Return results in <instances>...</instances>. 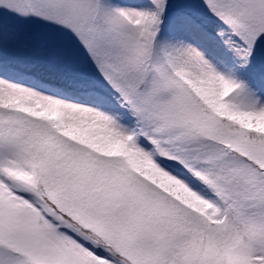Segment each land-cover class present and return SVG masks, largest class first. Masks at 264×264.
Masks as SVG:
<instances>
[{
  "label": "rangeland",
  "instance_id": "1",
  "mask_svg": "<svg viewBox=\"0 0 264 264\" xmlns=\"http://www.w3.org/2000/svg\"><path fill=\"white\" fill-rule=\"evenodd\" d=\"M148 1L0 0V62L89 80L140 131L0 79V264H264V0ZM182 12L248 82L173 43Z\"/></svg>",
  "mask_w": 264,
  "mask_h": 264
},
{
  "label": "bare ground",
  "instance_id": "2",
  "mask_svg": "<svg viewBox=\"0 0 264 264\" xmlns=\"http://www.w3.org/2000/svg\"><path fill=\"white\" fill-rule=\"evenodd\" d=\"M132 4H134V3H132ZM134 5H136V4H134ZM136 7H138V6L136 5ZM145 13H144L143 16H141L142 19H144ZM147 13L150 14V11H147ZM176 19L178 21H180L181 23H183L184 25H188V22H186L184 20H181L180 18H177V16H175L174 18L171 19V23L169 25V28L171 26H174L173 21H175ZM175 26H176V24H175ZM189 27H190V29L186 28V26L184 27L183 30L182 29L181 30L178 29V30L172 32V35L174 36V38L180 37L181 40L183 42H185V44L186 43H190L192 45H195L197 43L198 44H203L204 43L206 45V43L208 41L212 40L210 38V36H212V34L210 32L209 33L211 35H208L207 34L208 32H202L201 33L194 26L193 27L189 26ZM220 37H222V36H220ZM213 39L216 42L217 46H220L219 50L221 51V53L223 55V58H225V60H226V62L222 61L223 63H219L220 65H217V64L215 65L214 64L215 65V69L220 72V71H222V67L225 68V64H226V68L227 69L238 70L241 67V62H240V59L238 57H236V51L234 52L235 57L233 58V56H231V54L228 52L226 47H224L222 44L220 45L218 43L219 39L217 37H213ZM210 43H213V42L211 41ZM3 65H5V64L0 62V69L4 70L6 72H9V73H13V70H11L10 68L8 69L7 66H3ZM2 76H8V74H2ZM236 76H237V78H239L242 81L241 85L245 84L246 82H248V81H245V77L242 74L238 73L237 71H236ZM141 89H143V88H141ZM43 90L48 95L49 94H53V95H55V97L63 95V94H56L55 92H57V91H52L53 92L52 93L51 91H49V89L47 87L44 88ZM260 93L262 94V96H264V81H263ZM66 97L69 98L70 100H72L73 103H82V104H84L87 107H93V109L96 110V111H97V109H99V110H105L106 109V106H105L106 102L103 101L102 99L96 97V96L83 95L81 97H77V96H72V95H66ZM88 110L89 109L84 110V111H88ZM98 112H100V111H98ZM101 113H103V112H101ZM104 114H106V113H104ZM134 128H135V131L138 133L139 132V128L137 126H135V125H134ZM175 171L180 174L181 178H183L187 182H190L193 185V187L201 194L202 197H204L206 200H211L212 199V197L214 195L211 193L210 190L205 188L197 179H193V177L189 173H187L186 171H183V170L177 171L176 169H175Z\"/></svg>",
  "mask_w": 264,
  "mask_h": 264
}]
</instances>
